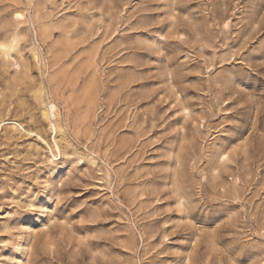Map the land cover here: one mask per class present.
Returning a JSON list of instances; mask_svg holds the SVG:
<instances>
[{
    "label": "rangeland",
    "instance_id": "1",
    "mask_svg": "<svg viewBox=\"0 0 264 264\" xmlns=\"http://www.w3.org/2000/svg\"><path fill=\"white\" fill-rule=\"evenodd\" d=\"M0 264H264V0H0Z\"/></svg>",
    "mask_w": 264,
    "mask_h": 264
}]
</instances>
